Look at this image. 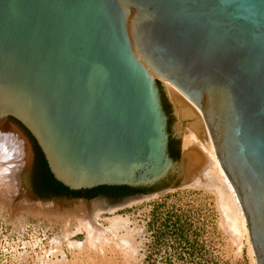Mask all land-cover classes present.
<instances>
[{
	"label": "water",
	"instance_id": "water-1",
	"mask_svg": "<svg viewBox=\"0 0 264 264\" xmlns=\"http://www.w3.org/2000/svg\"><path fill=\"white\" fill-rule=\"evenodd\" d=\"M217 160L264 264V0H0V198L101 211Z\"/></svg>",
	"mask_w": 264,
	"mask_h": 264
},
{
	"label": "rangeland",
	"instance_id": "rangeland-1",
	"mask_svg": "<svg viewBox=\"0 0 264 264\" xmlns=\"http://www.w3.org/2000/svg\"><path fill=\"white\" fill-rule=\"evenodd\" d=\"M209 191L174 189L153 199L101 211L46 209L0 198V264H47L57 251L67 254V264H252L248 246L244 244L239 251L234 230L231 225L224 226L218 196ZM116 216L127 218L129 228L135 230L136 259L125 262L122 256L109 252L107 258L92 254L78 260L77 252L68 248L67 238L85 241V230L76 231L81 222H88L116 243L104 230L110 225L106 220Z\"/></svg>",
	"mask_w": 264,
	"mask_h": 264
},
{
	"label": "bare ground",
	"instance_id": "bare-ground-1",
	"mask_svg": "<svg viewBox=\"0 0 264 264\" xmlns=\"http://www.w3.org/2000/svg\"><path fill=\"white\" fill-rule=\"evenodd\" d=\"M164 83H166L169 86V88L175 90L178 94H180L183 97V99L195 110V112L197 113V115L199 116V118L201 119L203 123L200 110L194 104L189 102L171 84H169L168 82H164ZM203 127H204V132H205L207 143H208L207 147H205L200 142V140L195 136V134L189 128L186 127L185 129L184 127L182 136H181L182 151H186L187 148L191 146V144H194L210 160L212 165L202 175H200L198 178H196L195 180L190 182L188 185L180 189H202L206 191L210 190L213 193H215L216 196H218L220 206L222 208L221 210H223L224 212L223 213L224 214V221H223L224 226L226 227L227 225H231L232 229L234 230V232L232 233H235L234 238H235V242L237 243L239 247L238 248L239 251H241L244 244L247 245L252 264H256L253 249H252L249 234H248L246 219L243 214L240 202L235 194L233 187L231 186L230 182L226 178L217 160L212 141L207 133L204 123H203ZM158 195L144 198V200L153 199ZM141 200L129 203V205L138 203ZM106 221H108L110 225L108 227H105L104 230L106 232H109L115 237L116 243L111 242L110 239L106 237L104 232H101L99 229L92 226L90 223L81 222L79 228L77 227V231L76 230L75 231L76 233H81V229H84L85 232L87 233V238L85 237L86 240L83 242H75V241L73 242L69 240V238H67L68 236L66 235L67 236L66 238L68 240V248L73 252L74 251L77 252V253L75 252L76 253L75 257L78 260H80L81 256H84V255L91 256L92 254H97L103 258H107V255L110 252L114 254L116 253V256L117 255L122 256L123 259L125 258L124 259L125 262H132V260L134 261V259H136L138 250L136 247L137 244L135 245L136 243L135 238L132 235L135 232V230H132L129 228V225H130L129 220L122 216H116V217L107 219ZM57 245L58 244H56V246ZM138 246H140V244ZM51 250H54V249H51ZM47 254L48 253H46V255ZM53 258L54 259L52 260L49 259V261H47V264H53V262H56V261L63 262V264L64 263L67 264L68 262L67 254L64 253V251H59V252L57 251V253L53 252ZM110 259H111V256L109 260Z\"/></svg>",
	"mask_w": 264,
	"mask_h": 264
},
{
	"label": "flooded vegetation",
	"instance_id": "flooded-vegetation-1",
	"mask_svg": "<svg viewBox=\"0 0 264 264\" xmlns=\"http://www.w3.org/2000/svg\"><path fill=\"white\" fill-rule=\"evenodd\" d=\"M181 145H182V143H181Z\"/></svg>",
	"mask_w": 264,
	"mask_h": 264
}]
</instances>
